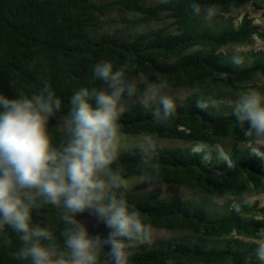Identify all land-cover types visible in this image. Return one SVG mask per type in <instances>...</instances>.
Here are the masks:
<instances>
[{
  "label": "trees",
  "instance_id": "trees-1",
  "mask_svg": "<svg viewBox=\"0 0 264 264\" xmlns=\"http://www.w3.org/2000/svg\"><path fill=\"white\" fill-rule=\"evenodd\" d=\"M246 4L264 9V0H0V91L47 82L66 99L78 86H101L91 79L101 59L134 66L129 75L148 82L196 89L174 97L175 116L163 123L135 98L124 100L122 133L149 134L155 143L147 154L135 148L120 153L114 167L126 182L122 191L149 230L176 233L150 241L148 232L145 242L132 245L129 264H264L254 242L264 231V205L251 198L264 192V146H248L256 139L232 115L236 95L264 77V53L248 52L253 59L244 65L223 50L250 43L252 35L262 39L264 31L249 16L234 26L207 19L212 13L206 10L230 13ZM59 120L50 124L57 143ZM162 184L196 196L168 195L156 187ZM224 197L235 200L215 202ZM58 215L48 205L34 220L58 234ZM19 247L14 231L0 232V264H23Z\"/></svg>",
  "mask_w": 264,
  "mask_h": 264
},
{
  "label": "clouds",
  "instance_id": "clouds-1",
  "mask_svg": "<svg viewBox=\"0 0 264 264\" xmlns=\"http://www.w3.org/2000/svg\"><path fill=\"white\" fill-rule=\"evenodd\" d=\"M130 71L134 66L101 59L91 70L101 86H78L66 99L47 82L0 91V232L18 235L23 264H129L132 245L147 240L148 226L125 197L114 164L129 148L151 152L155 141L144 134L123 143L119 121L128 98L155 123L171 120L176 102L166 80L148 82ZM232 115L246 125L245 135L264 143V94L240 92ZM57 116L59 143L50 131ZM48 205L59 210L58 234L34 220ZM258 255L264 259V246Z\"/></svg>",
  "mask_w": 264,
  "mask_h": 264
},
{
  "label": "rangeland",
  "instance_id": "rangeland-1",
  "mask_svg": "<svg viewBox=\"0 0 264 264\" xmlns=\"http://www.w3.org/2000/svg\"><path fill=\"white\" fill-rule=\"evenodd\" d=\"M155 2L159 1V0H153ZM207 12L212 13V15L210 17H207V19H214L216 22H224L227 25H234L237 26L238 23L246 16H249L253 21L251 22V24L256 25L259 27V29L264 31V9L258 10L257 7H254L253 4H246L243 5L241 7L238 8H232V11L229 13H225V12H221L218 10H214V9H206ZM123 16H125V14H123ZM166 22H170L172 19L171 18H166L165 19ZM153 24V23H152ZM155 25V24H153ZM121 26V25H120ZM251 42L248 44H231L229 45L227 48H223V50L225 51H229L230 53L234 54L235 58H239L242 59V62L244 63V65H249L251 60L253 59V57H248L246 54H248V52H262L264 53V38H260L256 35H252L251 37ZM262 58H264V55H261ZM257 55L254 56V58H256ZM249 89H255L257 91H259L261 94H264V77L259 76L257 79H255L253 82H251L248 85ZM196 89H190V88H179V89H171V88H167V94L171 95L172 97H180V98H184L186 97L188 94H191L193 92H195ZM237 96V95H236ZM122 137L123 143H128L131 144L132 142H134L135 140L138 139L137 135H128V134H124L122 133ZM158 141L165 146H186L188 145L185 142H182L180 140H171V139H158ZM254 146V147H262L264 146V143H257L256 141L254 143H249L248 146ZM264 148V147H262ZM140 181V180H138ZM141 182V181H140ZM144 186H151V184H146L145 182ZM157 188H161L162 190H164L168 195H173L177 198H183V197H194L196 196V194L194 193L193 190L190 189H186L184 187L181 186H168L165 184L162 185H158L156 186ZM200 195V194H198ZM252 199H255L257 201L260 202V205H264V192L262 193H253L251 195ZM235 199L232 197H224L222 199H220L219 201H215L216 203L218 202V204H228L233 202ZM211 202V200H210ZM213 204V203H211ZM88 218V217H86ZM176 234L175 232L169 231V230H158V229H150L149 230V240H153L156 239L158 237H167L170 235ZM256 240L254 242H258L261 247L264 246V231L261 233L260 238H255Z\"/></svg>",
  "mask_w": 264,
  "mask_h": 264
}]
</instances>
